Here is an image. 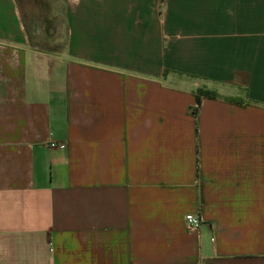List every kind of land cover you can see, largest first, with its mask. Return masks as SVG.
<instances>
[{
  "label": "crops",
  "instance_id": "0c3cea01",
  "mask_svg": "<svg viewBox=\"0 0 264 264\" xmlns=\"http://www.w3.org/2000/svg\"><path fill=\"white\" fill-rule=\"evenodd\" d=\"M63 3L0 0V264H264V0Z\"/></svg>",
  "mask_w": 264,
  "mask_h": 264
},
{
  "label": "rangeland",
  "instance_id": "374dc122",
  "mask_svg": "<svg viewBox=\"0 0 264 264\" xmlns=\"http://www.w3.org/2000/svg\"><path fill=\"white\" fill-rule=\"evenodd\" d=\"M20 17L33 28L34 39L44 49L58 48L57 31L63 21V0H17Z\"/></svg>",
  "mask_w": 264,
  "mask_h": 264
},
{
  "label": "built area",
  "instance_id": "2783aa9c",
  "mask_svg": "<svg viewBox=\"0 0 264 264\" xmlns=\"http://www.w3.org/2000/svg\"><path fill=\"white\" fill-rule=\"evenodd\" d=\"M51 147H55L58 145L55 144H51ZM58 147L63 148V145H59ZM184 222H185V226L187 227V229L195 236L196 240H199L200 237V225H201V221L200 219H198L196 216H194L193 214H186L184 217Z\"/></svg>",
  "mask_w": 264,
  "mask_h": 264
},
{
  "label": "trees",
  "instance_id": "16d2710c",
  "mask_svg": "<svg viewBox=\"0 0 264 264\" xmlns=\"http://www.w3.org/2000/svg\"><path fill=\"white\" fill-rule=\"evenodd\" d=\"M195 93L196 106L191 110L192 115H196L202 98H216L215 93L204 89H197ZM232 102L238 104V102H236L235 100H232Z\"/></svg>",
  "mask_w": 264,
  "mask_h": 264
}]
</instances>
